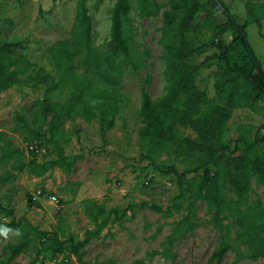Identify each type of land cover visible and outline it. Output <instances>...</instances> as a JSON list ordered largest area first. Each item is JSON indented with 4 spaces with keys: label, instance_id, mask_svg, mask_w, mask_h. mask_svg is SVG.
Here are the masks:
<instances>
[{
    "label": "trees",
    "instance_id": "obj_1",
    "mask_svg": "<svg viewBox=\"0 0 264 264\" xmlns=\"http://www.w3.org/2000/svg\"><path fill=\"white\" fill-rule=\"evenodd\" d=\"M86 1L76 0L70 37L57 40L46 49L59 73V79L53 80L46 90L57 89L64 83H70V89L63 102H54L46 96L38 101L37 115L48 120L46 130L30 129L31 137L27 139L41 140L44 146L45 141L51 144L55 158L42 159L46 153L41 157L33 152L26 155L22 148L12 146L10 139H3L4 134L0 133V139H3L0 142V163L6 166L0 175V183L9 179L10 171H26L38 177L54 165H65L68 169L77 157L69 161L63 153L61 141L67 143L69 140L63 133L64 120L75 116L89 120L99 114L105 128H112L123 97L113 93L111 86L118 84L125 72L142 67L143 59L136 50L133 18L130 15L133 0H115L111 8L106 51H99L93 43L92 17ZM212 1L227 20L217 23L212 15L207 14L200 23L193 25L196 13L204 6L203 1L168 0V8L162 11L164 25L159 38L166 62L165 93L152 98L142 87L138 111L142 122L138 130L142 160L161 168L158 163L160 157L167 154L176 160H190L194 165L181 173L174 166L169 167L177 177L179 190L170 207L162 210L155 204L143 203L131 205V208L148 206L167 215L172 214V209L184 208L183 217L174 223L175 228L163 242V249L148 253L151 257L156 254L167 257L176 232L180 230L182 233L195 226L197 203L203 201L210 214L208 223L219 232L212 258L219 264L225 252L232 250L235 253L232 264H237L242 259L264 257V200L257 198L251 203L247 201L251 180L262 187L264 195V122L254 129L238 128L235 139L225 138L227 121L234 109L256 111L260 108L258 101H264V70L246 38V26L253 22L263 35L261 19L264 17V2L247 1V18L239 24L221 0ZM136 5L140 17L157 16L160 10L156 0H136ZM202 28L217 29L218 37L229 28L236 30L229 45L211 43L219 49L220 56L214 76L213 98H209L205 89L199 86V65L195 60V56L203 54L209 44L195 45L187 38L189 32H193L197 38L201 37ZM78 66L81 67L80 71L77 70ZM31 68L37 69L35 77L27 74ZM40 71L47 73L38 63L28 59L22 39L0 38V92L14 84L28 83L32 77L36 78L35 84L43 82L45 75ZM25 125L28 126L27 123ZM186 128H190L196 136L185 134ZM199 170L201 173L197 179L186 177L187 172L197 173ZM184 202L186 204L182 206ZM83 204L93 228H86L82 238H76L71 232L64 235L61 231V234L55 232L52 237L40 240L31 264L41 255L52 261L57 254L62 256L59 264H64L71 257L85 264L82 259L86 253L84 246L92 238L101 237L102 230L109 223L120 220L127 210L118 206L106 207L93 199H86ZM9 213L13 215L12 210ZM17 229H22L24 234L17 243L10 245L8 259L0 261V264H9L17 258L32 234L39 238L47 234L25 217L11 216L7 223L0 219V236ZM231 231H234L233 239H230ZM106 234L112 235L107 232L103 237ZM238 245L244 246L245 250Z\"/></svg>",
    "mask_w": 264,
    "mask_h": 264
},
{
    "label": "rangeland",
    "instance_id": "obj_2",
    "mask_svg": "<svg viewBox=\"0 0 264 264\" xmlns=\"http://www.w3.org/2000/svg\"><path fill=\"white\" fill-rule=\"evenodd\" d=\"M160 5L157 16L140 17L136 0L132 1L134 40L136 50L143 59L142 67L124 73L118 84L110 89L122 95L115 123L112 128H105L99 114L87 120L79 116L64 120L63 133L69 138L64 140L63 153L71 161L65 165L49 167L41 176H33L26 171H10L7 181L0 183V219L8 222L11 216L25 217L34 226L47 234L39 238L32 234L24 245V250L9 264L30 262L36 256L39 241L52 237L57 232L64 235L71 232L76 238H82L86 228H93V223L84 211L83 201L93 199L106 207L118 206L127 209L122 218L109 223L101 232V237L92 238L84 246L85 264H216L212 258L213 250L219 241V232L208 223L210 214L203 201L197 203L195 226L181 233L176 232L167 257L160 254L149 256L151 250H162L163 242L175 228L185 210L172 209V214L156 212L148 206L131 205L155 204L162 210L171 206L172 199L178 194L176 175L169 167L174 166L179 173L190 169L194 163L187 159L173 158L162 154L159 166L148 164L141 159L138 130L142 125L138 111L141 105V88L144 87L152 98L165 93L166 62L164 50L159 44L161 28L164 25L162 11L168 8V0H156ZM200 9L193 20V25L200 23L207 14L212 15L217 23L227 20L212 0H202ZM242 24L246 17L245 3L264 2V0H221ZM115 0H87L89 14L92 17V40L99 51L108 49L111 24V8ZM97 5V7H96ZM76 0H0V38H20L26 47V56L38 63L47 73L45 80L36 82V68L28 70L33 75L28 83L14 84L0 92V133L3 139H10L12 146L21 148L29 139L30 129L46 130V123L40 115L38 101L44 96L54 102H63L70 89V83L61 84L57 89L47 91L53 80L59 79V73L46 49L57 40L68 39L74 24ZM261 33L264 35V17L261 19ZM217 29H201L202 36L195 37L193 32L187 38L195 45L208 43L207 50L195 56L199 65L197 80L205 89L209 98L215 96L214 76L220 63L219 49L211 43L227 46L236 35V30L229 28L220 35ZM260 34L256 23L246 26V38L256 59L264 70V36ZM241 48L246 54L242 44ZM234 51H237L235 48ZM80 71L81 67L78 66ZM26 74V75H27ZM25 75V76H26ZM260 108L253 111L249 108H236L227 121L226 139H235L239 130L253 129L264 122V101H258ZM28 124V126L25 125ZM185 134L195 137L190 128ZM0 139L2 143L3 139ZM44 141V140H43ZM46 155L42 159L55 158L51 144L44 142ZM6 166L0 163V175ZM201 173L187 172L188 179L198 178ZM40 191V194H38ZM54 194L59 203L48 201V195ZM235 197V196H234ZM264 200L262 187L251 180V191L247 201ZM186 202L182 204L185 206ZM13 211V215L9 211ZM111 233L112 235L105 233ZM0 236V261L7 260L10 245L17 243L24 234L22 229L5 232ZM234 231H231V238ZM63 239V236H61ZM232 243H235L231 240ZM236 245V243H235ZM240 249L245 247L238 245ZM42 257L48 259L45 255ZM62 256L55 255L52 264H59ZM235 253L228 250L221 257L219 264H232ZM64 264H81L75 257L64 261ZM237 264H264V257L242 259Z\"/></svg>",
    "mask_w": 264,
    "mask_h": 264
},
{
    "label": "built area",
    "instance_id": "obj_3",
    "mask_svg": "<svg viewBox=\"0 0 264 264\" xmlns=\"http://www.w3.org/2000/svg\"><path fill=\"white\" fill-rule=\"evenodd\" d=\"M21 148L24 150V153L26 155H29L30 152H33L38 157H41L43 154L46 153V148L41 143V140H38V139H31V140L24 141L22 143ZM38 194H40V191H38ZM48 201L54 205L59 203V199L54 194L48 195ZM30 262H27V261L24 262L23 261L22 264H31ZM52 263H53V261L43 259L41 256H39V258L36 259L32 264H52Z\"/></svg>",
    "mask_w": 264,
    "mask_h": 264
},
{
    "label": "clouds",
    "instance_id": "obj_4",
    "mask_svg": "<svg viewBox=\"0 0 264 264\" xmlns=\"http://www.w3.org/2000/svg\"><path fill=\"white\" fill-rule=\"evenodd\" d=\"M6 235V233H4Z\"/></svg>",
    "mask_w": 264,
    "mask_h": 264
}]
</instances>
